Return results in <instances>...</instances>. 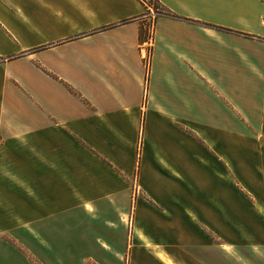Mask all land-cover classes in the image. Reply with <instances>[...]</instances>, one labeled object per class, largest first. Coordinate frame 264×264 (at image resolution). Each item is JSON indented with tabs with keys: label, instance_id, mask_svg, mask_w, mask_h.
<instances>
[{
	"label": "crops",
	"instance_id": "obj_1",
	"mask_svg": "<svg viewBox=\"0 0 264 264\" xmlns=\"http://www.w3.org/2000/svg\"><path fill=\"white\" fill-rule=\"evenodd\" d=\"M155 1L145 61L141 0H0V233L35 234L40 264L91 243L157 264H221L210 233L226 180L209 154L231 152L233 120L264 137V0ZM158 122L170 155L149 139ZM251 152L253 245L264 250V144Z\"/></svg>",
	"mask_w": 264,
	"mask_h": 264
},
{
	"label": "rangeland",
	"instance_id": "obj_2",
	"mask_svg": "<svg viewBox=\"0 0 264 264\" xmlns=\"http://www.w3.org/2000/svg\"><path fill=\"white\" fill-rule=\"evenodd\" d=\"M147 3L153 10L152 0H148ZM144 19L145 17H143V20ZM148 44L149 41L147 40V46L145 45L147 47V52L144 55L145 61H148ZM156 91H154V95L158 97ZM147 124L149 125V123ZM152 126L154 128V131L150 129L148 130L149 139L154 143V145L152 144L154 147H157V149L165 152L164 144L161 142V135L165 134V136H171L172 134L170 133V131L165 130V128H163L159 124V122ZM232 127L233 135L231 139L226 138L225 140L226 145L231 144V152L208 153L211 156L210 160L214 162V166L211 168V170L215 174L222 176L226 180V188L223 187L224 184L222 181L221 186H216V194L218 197H221V199H223L224 195L226 194V210L223 207V204H219L221 213L220 211L216 210V217L212 218L215 223V232L210 233V239L214 241L217 246L215 250L210 252L209 256L215 255L216 259L220 261L221 264H264V250H257L253 245V243H255L256 233L259 231V226L257 225L256 219L252 213L253 208H256L254 207L255 205L253 206L255 202L252 194V192H254V190L256 189V179L250 168V166L254 164L256 156V153L251 152V150H255V146L258 144H264V137H258L255 134V128L249 125L247 126V130H243V128H245V124L244 122L242 123L239 120H233ZM216 140L217 142H219V138H216ZM219 144L221 146L224 145L223 138L221 139V142H219ZM183 146L187 147V143L185 142ZM150 147L151 145L147 147V157H149ZM245 149L247 150L245 151ZM165 153L170 155L167 152ZM203 153L204 152H201L200 156H203ZM191 154L192 152H189L186 149V151L183 152L184 159L186 160V158ZM194 154L195 153L193 152V156ZM139 158L140 156L137 151L134 169V188L135 190L136 188H138V191H134V199L142 195L140 187L138 186L137 179V173L139 172L140 165ZM223 162H225V164ZM223 164L225 168L222 166ZM195 166L197 167L196 170L198 175L194 176V179H198L200 181L198 177L199 168L201 166L198 163L195 164ZM188 170L192 172V167H190V169ZM183 172L186 176H188L189 179H191L192 176L190 172L186 173V169H184ZM223 178L221 179L224 180ZM210 179L215 181L212 177H210ZM229 181L231 184L230 194L227 185ZM185 188H187L190 192H193V186L189 182H185ZM189 213L191 215V212ZM219 214L221 215V217H219ZM224 214H226L225 224ZM229 215L230 221L228 218ZM171 220L173 221L172 226L164 225L163 227L165 229L175 228L177 226L179 227L178 220L174 218ZM187 229V226L184 225V232H186ZM140 232L142 231L140 230ZM33 235L35 238V234L33 233H0V264H40L37 262L36 257L47 256L48 254L47 250H43L37 247V243H35V241L33 240ZM79 235L81 234H72V240H75L76 237L78 238ZM99 235L100 234H95L92 238L97 245H100L99 241L101 239L99 238ZM119 235L120 234H114L113 237L115 239H118ZM122 235L124 236V232H122L121 236ZM137 235H139L140 238H137L134 234V237L137 241L143 243L146 246H150L152 249L157 248L155 243L151 242L147 237L146 242V240L142 238L141 234L138 233ZM182 236H185L184 238H186V233ZM182 236L179 238H182ZM84 239H86L85 236H83V240ZM77 244L78 243H73V245ZM91 245L92 243L88 244L87 248L72 247L71 249H52L50 251H55V254L51 253V256L55 255L56 257V259L53 260V264H59V260H61L59 259V257L63 256H70L71 258H73L72 263L67 264H157L153 259L147 257V255L143 252L134 248H129L128 245H125L124 248L120 249H111L110 247L100 249L96 246L90 247ZM101 245L104 246V244ZM190 251H192V249L185 248L175 249L174 252L186 255ZM47 264L52 263L50 262Z\"/></svg>",
	"mask_w": 264,
	"mask_h": 264
},
{
	"label": "built area",
	"instance_id": "obj_3",
	"mask_svg": "<svg viewBox=\"0 0 264 264\" xmlns=\"http://www.w3.org/2000/svg\"><path fill=\"white\" fill-rule=\"evenodd\" d=\"M142 3L144 4L145 6V10H146V13L143 17H145L144 19V23H143V29L145 30V39H144V43L146 46H147V40L150 42L151 41V31H152V19L155 15V10L151 9L147 3L148 0H141ZM156 10H160L162 11L163 9L158 5L156 6L155 8ZM148 17V18H147ZM148 35V37H147Z\"/></svg>",
	"mask_w": 264,
	"mask_h": 264
},
{
	"label": "trees",
	"instance_id": "obj_4",
	"mask_svg": "<svg viewBox=\"0 0 264 264\" xmlns=\"http://www.w3.org/2000/svg\"><path fill=\"white\" fill-rule=\"evenodd\" d=\"M152 7L153 9L156 11L155 14H158V13H162L163 11H160V10H156V6H158V4L156 3L155 0H152ZM145 8V6H144ZM146 13V10L143 11V13L141 14L142 17L145 15ZM144 36H145V30L143 29V22L141 23L140 27H139V38L140 39H144Z\"/></svg>",
	"mask_w": 264,
	"mask_h": 264
},
{
	"label": "bare ground",
	"instance_id": "obj_5",
	"mask_svg": "<svg viewBox=\"0 0 264 264\" xmlns=\"http://www.w3.org/2000/svg\"><path fill=\"white\" fill-rule=\"evenodd\" d=\"M163 253H165V252H163ZM162 260V259H161Z\"/></svg>",
	"mask_w": 264,
	"mask_h": 264
}]
</instances>
